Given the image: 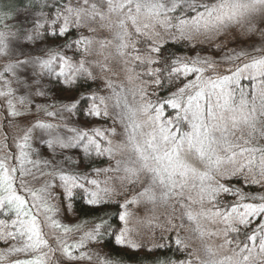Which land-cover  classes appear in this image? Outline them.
Instances as JSON below:
<instances>
[{
	"label": "snow or ice",
	"instance_id": "6c2138e0",
	"mask_svg": "<svg viewBox=\"0 0 264 264\" xmlns=\"http://www.w3.org/2000/svg\"><path fill=\"white\" fill-rule=\"evenodd\" d=\"M51 37L65 43L33 55L32 46L47 44ZM241 37L252 41L247 48L229 47ZM168 40L208 54L163 57ZM62 47L75 48L80 59L62 54ZM215 53L223 55L217 59ZM97 71L105 75L98 77ZM98 79L103 90H91L88 82ZM152 84L167 88V95L153 101L154 93L147 91ZM0 85L7 89L0 91V106H8L5 119L31 115L30 109L18 111L14 100L32 105L49 92L69 93L59 111L34 105L36 115L11 144L3 130L0 241L5 250L0 264H72L75 252L105 235L138 250L144 245L134 233L144 218L137 213L149 205L165 209L149 221L159 230V240H172L174 233L177 249L188 256L157 258L155 264H264V194L225 183L242 177L264 193V0H64L54 15L41 11L31 31L13 32L6 22L0 28ZM41 112L48 121L37 118ZM82 116L113 123L107 130L84 131L88 121L82 125ZM37 138L47 153L42 161L31 158ZM93 153L109 159L107 168L92 169L105 176L102 182L65 167L88 169L85 157ZM76 189L88 205L116 203L120 211L114 223L108 214L98 215L69 244V234L86 225L70 227L49 213L61 211L52 200L62 205ZM113 194H122L123 202L114 201ZM222 196L233 201L222 202ZM133 205L137 211H130ZM42 224L63 230L56 247ZM163 247L155 242L149 251ZM97 256L100 264H124L110 254ZM85 258L92 257L80 251L79 259Z\"/></svg>",
	"mask_w": 264,
	"mask_h": 264
},
{
	"label": "rangeland",
	"instance_id": "374dc122",
	"mask_svg": "<svg viewBox=\"0 0 264 264\" xmlns=\"http://www.w3.org/2000/svg\"><path fill=\"white\" fill-rule=\"evenodd\" d=\"M40 16V13L32 11V10H21L19 11L15 18L12 19L13 21H10L9 23H7V27L9 29H11L13 32L17 31V30H28L31 31L32 28V24L35 20H37ZM4 24L0 25V28H3ZM49 32H51V29H49ZM53 37H51L48 41L47 44H45V47H43L44 44H38L36 46H32V52L33 55H41L44 50L49 47L52 46L51 43H53ZM256 40H258L259 38L256 37L254 38ZM252 41L246 40V38L241 37L240 39L236 40L235 42L231 43L229 45L230 48H240V47H245L247 48V45L250 44ZM167 43H174V44H178L175 41H171L168 40L165 44ZM182 44H184V46L186 47V54L184 55H180L178 57H183V58H190L193 57L195 55H197V53H199L200 55H207L208 53L205 52H200L199 51V47L196 48V50L194 51L192 48L191 44H186L183 42H180ZM54 44V43H53ZM56 45V44H55ZM53 47V46H52ZM205 48L207 46H204ZM257 47H259V44H257ZM247 50H251V49H247ZM25 51H28V49H25ZM62 54L66 55L67 57H69L70 59H80V55L76 52L75 48L72 49H67V48H63L60 50ZM213 52H215V50L213 49ZM216 58L219 59L220 56L223 55V53H215ZM58 70V69H57ZM138 71H140V69H137ZM223 70V67L221 68V71ZM96 75L98 77H102L105 74L104 73H100L99 71H97ZM47 79V77H46ZM53 81L55 80V78H52ZM145 79H148L147 77H145ZM183 79V78H182ZM95 83L98 84V87L101 88V90H103V85L100 81V79H98ZM242 85L245 87H249L250 86V82L247 80L242 81ZM13 89H15V85L12 86ZM47 87L51 88V85H47ZM7 89L3 88L2 85H0V91H6ZM147 91L149 92V94H153L151 95V98L153 101H155V99L157 97H161L159 95V87H157L155 84H152L150 87H148ZM20 92L19 90H17V95H19ZM14 103L16 104V108L18 111L22 112V113H28L29 109L31 110V115H36V109L35 106L36 104L42 105L45 108H47L49 111H59L61 105H56L57 101H56V96L55 94H53L52 92H49L47 96L45 97H35V99L33 100L32 105H20L17 101L14 100ZM62 103H66V101H62ZM60 103V104H62ZM8 111V106L6 103H4L2 106H0V142H2V133L4 129L8 130L10 139L8 141L9 144L12 143L11 137H20L24 134V132L27 130V123L28 120L31 119V115L28 116V118L26 119L24 116H19V117H11L8 116L7 119H5V115ZM171 111V110H169ZM65 118H67V113H63L62 114ZM38 119L41 120H45L48 121L49 118L44 116L43 112L39 113V115L37 116ZM72 120H76L77 118L75 116H73L71 118ZM88 125L84 127V131H90L91 128H98L101 130H107L112 126V120L111 119H105L104 117H100V118H94V117H88ZM34 122V121H33ZM81 124L83 125L84 122H81ZM79 126V125H78ZM107 138H111L114 140V138H112L111 136H107ZM115 142V140H114ZM106 146V145H105ZM32 149L34 151H32V153H40L41 155H37V157H31L32 159H36V160H41L39 157L42 156H47V153L45 152V146L39 141V139L37 138L36 140H34L32 142ZM13 150L16 152L17 155H19V150L15 149V146L13 145ZM80 155L83 156L84 153L81 149L80 151ZM103 159V161L105 162V165L101 168H107L109 165V159L108 157L104 156V157H98L95 155V153L92 154L91 157H85V161L88 159ZM73 159H79V157L74 156ZM84 161V162H85ZM85 164H87V162H85ZM45 172H49L50 169L49 168H44ZM73 173L78 172V171H72ZM83 173L87 176V179H96L98 181H103L105 179L104 175H97L95 172H91V171H87ZM37 175H39V173H37ZM109 175H113V174H109ZM83 179V177H82ZM57 183H59V181H57ZM225 183H227L228 185H230L231 187H233L234 189L236 188H242L246 193L249 194H264V193H260L259 190V186L258 185H253L251 187H248L245 182L243 181L242 177H233L230 180L225 181ZM103 183H101V187H103ZM111 186V185H109ZM86 187H88L90 190H93V186L91 185H86ZM62 189H57V192H62ZM79 191L82 192V190L80 189H76L74 190V192ZM225 199H227V201L229 203H231L233 201L232 197H221V201L223 202ZM113 200L114 201H118L120 203L123 202V195L122 194H113ZM52 204H57L60 205L61 211L59 214H52L49 213V215H55V219H57L58 221H60L63 224H68L70 227H74L75 225H77V223L74 221L73 219V215H72V211H71V207L69 208V204H70V200L65 199L63 204H60V201L58 199H54L51 201ZM149 209H151L149 211ZM120 211V210H119ZM130 211H137V206L133 205L130 207ZM170 211V209H169ZM165 213V209L163 207H157V208H152L151 205L148 206V209H145L143 206H141L139 208L138 211V216H141L144 218V223L137 229V231L134 233V239H136L138 242L142 243L144 245V247H142L145 250H149L152 248L153 244L155 242H160L163 243L165 246H174L177 249V246L174 242L175 240V234H171L173 239L172 240H168L167 238L163 241L159 240L160 237V232L159 230L154 228V223L150 224L149 221L152 220L153 216L156 217H160ZM40 221L44 220V215L43 213L41 214V216L39 217ZM0 220H2L0 218ZM10 222V221H9ZM89 226H85V228L80 231V232H73L71 234H69L68 239H67V243L71 244L74 243L76 241H78L81 236L84 235V232L89 230ZM42 229L43 232L46 236V238L49 240V243H51L53 245V247H56V238L57 237H63V230L62 229H55L53 227H51L49 224H42ZM100 242H87L86 246L83 249H80L79 251L75 252L74 255L76 256V260L72 261V264H100V261L98 259L97 254H99V256H105L104 251L101 249V245H99ZM0 252H3L5 250V245L3 241H0ZM120 246V245H119ZM123 247V246H121ZM80 251L85 252L88 255H91V260H88L87 258L81 260L79 259V255H80ZM177 252H180V254H182V259L181 260H185L188 258L187 253L182 252L180 250L177 249ZM13 256L18 257L19 259H26V254L24 253H15L13 254ZM57 256H61L60 252H57ZM62 259H67L65 257H62Z\"/></svg>",
	"mask_w": 264,
	"mask_h": 264
},
{
	"label": "trees",
	"instance_id": "16d2710c",
	"mask_svg": "<svg viewBox=\"0 0 264 264\" xmlns=\"http://www.w3.org/2000/svg\"><path fill=\"white\" fill-rule=\"evenodd\" d=\"M64 0H0V25L9 23L13 21L16 14L21 10H32L38 13L43 11L45 14L49 13L51 10L54 15L58 10V5L62 4ZM76 34L69 37V40H72ZM53 43L51 45L53 47L57 45H63L65 42L63 40H55L53 37ZM56 44V45H55ZM45 47V44L43 45ZM63 49L60 48V50ZM65 49V48H64ZM186 47L182 43L174 44L167 43L161 50V55L163 57H178L180 55L186 54ZM91 87V90L95 91L98 88L97 83H93L91 81L88 82ZM53 87V85H51ZM53 94L56 96V105H61L64 97L69 93L66 92H56L53 91ZM168 93L167 88L159 87V95L166 96ZM67 102V101H66ZM77 118V117H76ZM81 122L88 120V117H79ZM31 157H37L36 153H32ZM40 159L46 158V156L39 157ZM78 160V159H77ZM85 162L90 165L88 169H77L70 165H66L65 167L70 168L71 171H91L93 168H101L105 165L103 159H88ZM71 211L73 215V219L77 224H85L86 226L90 225V223L98 216L103 214H108L106 218H109L110 223H114L117 221V213L120 209H118L117 204L113 203L107 207L103 206H92L88 205L85 202L84 193L76 191L73 194V197L70 200ZM1 219H4L3 216H0ZM14 218V217H13ZM101 245V249L104 251L105 255H111L114 258H123L124 264H155L157 258H170L175 261H180L182 258V254L177 252V249L174 246H165L160 248L159 250H145L140 248L138 250L132 251L126 247H121L114 243V237H110L105 235L102 240L99 241ZM98 242V243H99ZM1 248V245H0ZM24 260V259H21Z\"/></svg>",
	"mask_w": 264,
	"mask_h": 264
}]
</instances>
